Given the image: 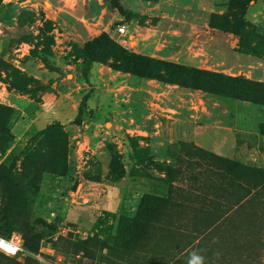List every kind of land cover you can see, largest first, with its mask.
<instances>
[{"label": "rangeland", "instance_id": "1", "mask_svg": "<svg viewBox=\"0 0 264 264\" xmlns=\"http://www.w3.org/2000/svg\"><path fill=\"white\" fill-rule=\"evenodd\" d=\"M119 1L129 17L114 8L112 0H3L0 7V57L30 62V69L51 74L49 80L59 82L56 87L50 83L48 88L38 81L29 84L27 91L35 97L36 107L26 108L28 121L23 128L36 117L43 120L41 127L35 128L24 147L12 150V145L0 156V166L20 169L25 153L40 139L38 132L52 123H62L68 137L67 174L43 173L40 189L31 193L28 202L36 227H43L41 219L49 225L43 227L42 247L35 254L40 257L37 264H185L188 256L175 257L169 247H173V237L168 236L157 243L152 240L135 245L129 263L99 254L91 259L76 253L69 242L54 245L53 241L68 233H73L74 241L91 234L112 240L120 216H133L144 193L163 196L168 203L188 198L191 202L196 188L203 190L192 179L194 175L216 180L211 171L219 163L196 152L194 141L163 143L161 132H174L177 124L184 128L193 124L202 131L210 124H244L245 129L259 132L258 125L264 121V105L140 77L116 68L114 57L89 63L81 48L87 40L107 32L133 53L264 80V57L241 51L236 33L210 24L213 13L228 14L231 20L241 18L248 29L264 35V0ZM120 24H126L127 41L117 34ZM22 42L28 43L29 54L19 58L15 49ZM34 62L44 65L43 70ZM46 92L54 93L55 99L42 105ZM88 92L89 109L76 124L80 102ZM59 93L63 100L58 104ZM21 115L11 120L13 133ZM244 153L253 158L250 147ZM122 169L125 175L115 179ZM81 182L88 186L85 191L89 196L69 200ZM169 208L173 207L166 203L159 206L163 222L168 221ZM183 214L175 217L176 228L191 226L192 219L181 221L191 212ZM52 224L57 228L55 233L50 231ZM16 231L22 234L21 229ZM215 245L213 239H207L191 251H197L204 261H213L225 254L220 248L215 252ZM23 247L16 256L20 261L30 254L24 242ZM161 247L165 253L158 256Z\"/></svg>", "mask_w": 264, "mask_h": 264}, {"label": "trees", "instance_id": "2", "mask_svg": "<svg viewBox=\"0 0 264 264\" xmlns=\"http://www.w3.org/2000/svg\"><path fill=\"white\" fill-rule=\"evenodd\" d=\"M2 1L0 0V7ZM111 3L121 14L129 17L119 0H112ZM210 24L236 33L241 51L264 57V35L248 29L241 18L233 21L228 14L213 13ZM81 48L83 57L89 63L108 61L114 57L117 60L114 64L116 68L140 77L156 78L181 87L264 105V80L133 53L113 41L107 32L87 40ZM3 71L6 72L5 75ZM4 79L12 88L23 91H27L29 84L33 82L31 76L11 67L0 57V81ZM89 97L88 92L80 102L74 119L76 124L82 122L89 109ZM14 114L13 106L0 103V156L14 143L15 135L10 125ZM258 129L264 135V121L259 123ZM33 136L32 141L35 138ZM37 136L40 139L25 153L20 169L6 164L0 166V235L21 229L25 248L30 252L23 261L0 252V264L39 263L33 255L40 253L45 235L43 227L49 225L46 220L41 219L43 227L39 229L35 220H31L28 203L30 195L40 189L43 173L67 174L68 137L63 124L52 123L40 130ZM194 147L200 155L205 154L211 161L219 163V167L211 171L217 176L216 180L199 182V187L205 188L207 201L223 202L225 209L224 212H206L204 215L193 216V223L197 224L200 220V225L194 229H182L175 236L179 240L180 250H187L182 257L188 256L191 249L203 240L213 239L218 244L215 245V252L220 248V253L222 250L225 253L221 257L224 259L216 258L214 263L264 264V167L222 157L200 146ZM124 175L125 170L122 169L115 179ZM199 178L193 176L196 182ZM165 199L158 194L144 193L133 216H120L112 240H106L99 234H91L85 240L75 238L74 241L73 233H68L53 239V244L66 241L73 244L76 253L85 257L95 259L99 254L105 259L113 260L114 256L129 263L135 245L142 246L152 240L157 243L161 238L172 235L167 232L166 220L162 221L164 213L159 212V206L167 202ZM228 211L231 213L227 214ZM50 226V231L55 233L56 226Z\"/></svg>", "mask_w": 264, "mask_h": 264}, {"label": "crops", "instance_id": "3", "mask_svg": "<svg viewBox=\"0 0 264 264\" xmlns=\"http://www.w3.org/2000/svg\"><path fill=\"white\" fill-rule=\"evenodd\" d=\"M27 44L28 43L26 42H22L21 46L15 49V53L17 57L21 58L29 54ZM82 45H84V43ZM4 60L11 67L22 69V71L28 74L29 76H33V83L38 81L42 84H45L44 86L46 88H48L50 86V83H52L51 82L52 80L51 81L49 80L50 77L52 76L51 74H47L48 75L47 76L44 74L36 73L34 70L30 69L29 65L32 64L30 62L23 64L22 61L17 58H12V60H7V59ZM36 64L37 63L35 62L33 63L34 66ZM34 66H31V68H34ZM42 66L44 65L41 64L36 65V68L43 70L41 69ZM45 70L48 71L49 69L45 68ZM3 73L5 75L6 72L3 71ZM58 83H59L58 81L52 83L51 86L56 87ZM54 99H55L54 93L46 92L44 93V99L41 101L42 102L41 104L42 105L48 104L50 101H53ZM34 100L35 97L31 94H28V91H26L25 93V91L23 90L12 88L10 86V83L6 81V79L0 81V103L7 104L15 108L14 118H17L18 115L22 113L20 119L16 122L13 129L16 137H15V142L11 148L12 150L24 147L28 143L30 136L35 132V128L38 127L37 128L38 130L41 127V122L43 120L39 119V117H36L33 120L34 122L32 121L31 124L28 125L27 129L23 128L25 122L28 121L26 116L28 112L26 111L27 110L26 108L28 107V105H33V106L35 105L34 106L35 108L36 102ZM62 100H63L62 93L61 94L59 93L58 104L61 103ZM42 112L43 111L40 110L41 114ZM243 127L241 126V124L232 125V126H227V125L225 126L222 124L221 125L210 124L207 126V128L204 131H202L199 130V128L193 124H191L190 128H184L182 125L177 124L174 132H168L165 130L161 132V137L163 138V143L164 142L173 143L180 139L194 141L196 145L210 152H213L219 156L235 159L248 165L264 167V153H259V152H264L261 151V149H264L263 148L264 135L260 134L258 131L251 132L250 130L245 129L244 124ZM247 147L251 148V151L253 152V158H248L244 153ZM204 181L207 180L200 177L197 180V182L196 181L195 182L197 183L196 185H198L199 187L200 186L199 182H204ZM86 189H88V186H85L84 182L78 183L76 189L70 193V197L68 199L75 201L76 198L78 199L83 198L85 200L90 194V192L85 191ZM201 189H203L202 192H199L198 188H196L197 190L196 196L191 202H190L191 200L190 198L184 201L173 200L170 203H168L169 201L166 202V205L173 207L172 209L169 208L170 209L169 212L171 213L170 216H168L169 217L168 221H165V223L167 222L165 226L166 228L168 227L167 232L169 233V235L172 234L169 237H173V239L171 240L173 247L172 246L169 247L173 249L175 257H182V255L187 251V250L184 251L180 250L179 240L178 238L177 239L175 238V236L177 237L178 233H180L182 229H185L184 227L181 226L176 228L177 222H175L174 219L177 218L176 216L179 215L180 212L186 214H188V212H191L190 215L188 214V217L182 218L181 220L183 221L182 223H184L186 222V220L192 219L190 222L191 226L186 227L188 229H194L195 226L200 225L201 222L200 220L199 223L197 224L193 223L195 221L193 219V216L195 215H204L206 212H214V213L224 212L225 209L224 203L222 202L221 204V203L207 201V199H205L206 198L205 195L207 192L204 190L205 188H201ZM146 193H150V192H146ZM229 213H231V211H228L227 214ZM186 214H183L182 216ZM163 247L166 248V246ZM163 247H161L162 253L160 252L158 256H162V254L165 253ZM166 249L168 250V248ZM214 262L215 259L213 261L204 264H218Z\"/></svg>", "mask_w": 264, "mask_h": 264}, {"label": "clouds", "instance_id": "4", "mask_svg": "<svg viewBox=\"0 0 264 264\" xmlns=\"http://www.w3.org/2000/svg\"><path fill=\"white\" fill-rule=\"evenodd\" d=\"M0 251L4 252V254L9 257H12L15 256L17 252L23 251V249L16 243L5 241L3 238H0ZM34 258L40 259L37 255H34ZM185 264H204V257L197 251H191L188 254Z\"/></svg>", "mask_w": 264, "mask_h": 264}, {"label": "built area", "instance_id": "5", "mask_svg": "<svg viewBox=\"0 0 264 264\" xmlns=\"http://www.w3.org/2000/svg\"><path fill=\"white\" fill-rule=\"evenodd\" d=\"M116 31H117L118 36H119V37H122L124 41H127V40H128V35H129V34H128V29H127V27H126V24H120V25H118ZM0 238H3L5 241H11V242H13V243L18 244V245L24 250V247H23V242H24V240H23V236H22V234H21L20 232H18V231H16V230L13 231V232L10 234L9 237H4V236L0 235ZM0 252H2V251H0ZM21 252H22V251L17 252V253L15 254V256H12V257H16V256H18ZM2 253H4V252H2Z\"/></svg>", "mask_w": 264, "mask_h": 264}]
</instances>
